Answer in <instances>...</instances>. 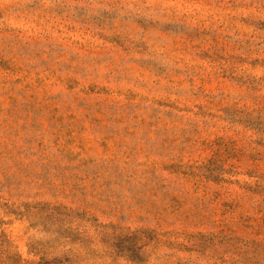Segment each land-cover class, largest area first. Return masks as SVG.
Here are the masks:
<instances>
[{"label":"rangeland","instance_id":"1","mask_svg":"<svg viewBox=\"0 0 264 264\" xmlns=\"http://www.w3.org/2000/svg\"><path fill=\"white\" fill-rule=\"evenodd\" d=\"M0 264H264V0H0Z\"/></svg>","mask_w":264,"mask_h":264}]
</instances>
